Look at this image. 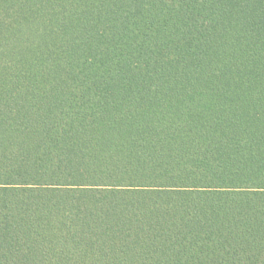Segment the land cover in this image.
<instances>
[{
    "label": "trees",
    "instance_id": "16d2710c",
    "mask_svg": "<svg viewBox=\"0 0 264 264\" xmlns=\"http://www.w3.org/2000/svg\"><path fill=\"white\" fill-rule=\"evenodd\" d=\"M0 264H264V0H0Z\"/></svg>",
    "mask_w": 264,
    "mask_h": 264
}]
</instances>
